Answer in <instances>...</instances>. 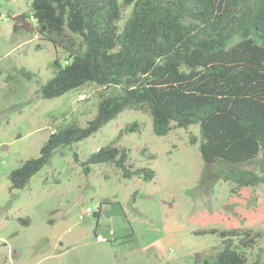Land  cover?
Instances as JSON below:
<instances>
[{"label":"rangeland","instance_id":"1","mask_svg":"<svg viewBox=\"0 0 264 264\" xmlns=\"http://www.w3.org/2000/svg\"><path fill=\"white\" fill-rule=\"evenodd\" d=\"M31 1L0 0V264H201L221 248L218 234L199 232L208 228L259 232L243 252L249 264H264V185L236 187L222 178L231 168L257 170L258 160L206 165L196 124L173 122L156 135L147 112L125 109L89 137L58 147L23 188L9 189L11 170L38 156L57 127L85 125L107 92L87 83L41 97L53 60L63 64L67 52L37 33ZM123 9L120 26L130 7ZM20 15L30 28L15 31ZM134 122L135 130L124 131ZM108 144L126 148L128 162L154 170V178H123L112 163L90 164L85 173L83 162Z\"/></svg>","mask_w":264,"mask_h":264},{"label":"trees","instance_id":"2","mask_svg":"<svg viewBox=\"0 0 264 264\" xmlns=\"http://www.w3.org/2000/svg\"><path fill=\"white\" fill-rule=\"evenodd\" d=\"M124 7L130 11L120 26ZM30 13L37 33L67 52L63 64L53 60L41 97L87 83L107 92L85 125L57 127L38 156L11 170L10 190L23 188L58 147L89 137L125 109L147 112L156 135L168 134L173 122L198 125L206 165L257 159V170L231 168L222 178L236 187L264 185V0H32ZM17 17L15 31L30 28L24 15ZM136 127L134 122L124 131ZM96 163L114 164L123 178L155 176L149 167L129 163L127 149L113 144L92 152L84 172ZM199 232L221 238V248L201 264H249L243 251L260 235L249 228Z\"/></svg>","mask_w":264,"mask_h":264},{"label":"built area","instance_id":"3","mask_svg":"<svg viewBox=\"0 0 264 264\" xmlns=\"http://www.w3.org/2000/svg\"><path fill=\"white\" fill-rule=\"evenodd\" d=\"M87 213H92V211H91L90 208L87 209ZM110 234H112L111 231H110ZM97 240L100 241V242H103V241H106L107 238L106 237H103V236H97Z\"/></svg>","mask_w":264,"mask_h":264},{"label":"water","instance_id":"4","mask_svg":"<svg viewBox=\"0 0 264 264\" xmlns=\"http://www.w3.org/2000/svg\"><path fill=\"white\" fill-rule=\"evenodd\" d=\"M195 260L198 261V260H199V256H197V257L195 258Z\"/></svg>","mask_w":264,"mask_h":264}]
</instances>
